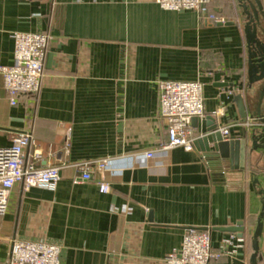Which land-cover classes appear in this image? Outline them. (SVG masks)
I'll list each match as a JSON object with an SVG mask.
<instances>
[{
    "label": "crops",
    "instance_id": "obj_1",
    "mask_svg": "<svg viewBox=\"0 0 264 264\" xmlns=\"http://www.w3.org/2000/svg\"><path fill=\"white\" fill-rule=\"evenodd\" d=\"M207 1L223 22L156 0H0V65L13 62L15 32L48 35L36 93L12 105L0 75V146L28 131L24 165L60 174L54 189L14 186L0 217V264L13 239L56 244L59 264H164L188 228L210 232L219 254L210 264H250L259 221L264 264V79L248 74L239 1ZM159 80L203 85L192 150L160 149ZM215 123L246 140L244 160L239 149L223 159L212 143L194 144ZM102 158L105 170L78 180V163Z\"/></svg>",
    "mask_w": 264,
    "mask_h": 264
},
{
    "label": "built area",
    "instance_id": "obj_2",
    "mask_svg": "<svg viewBox=\"0 0 264 264\" xmlns=\"http://www.w3.org/2000/svg\"><path fill=\"white\" fill-rule=\"evenodd\" d=\"M165 10L189 9L199 13L204 21L223 22L209 12L207 0H156ZM48 41L44 32H15L14 52L11 65H0L4 89L12 105L21 94H34L39 90L42 77V61ZM203 85L198 81L159 80L158 98L161 118L167 124L168 140L160 146L162 150L182 147L193 148L191 121L205 115L202 95ZM216 110L214 115H219ZM223 139L230 138L229 129H217ZM32 135L28 131L17 133L9 146H0V217L8 211L9 196L17 184L25 189L45 187L54 189L60 179L59 168L55 166L36 167L24 165V150L30 145ZM153 152H146L151 158ZM108 158L80 162L76 167L81 171L78 180H88L94 170L103 171ZM101 192H107L109 185L101 182ZM59 247L45 241L13 239L9 257L5 264H59ZM208 230L188 228L179 248L171 250L164 258V264H210L216 260Z\"/></svg>",
    "mask_w": 264,
    "mask_h": 264
},
{
    "label": "water",
    "instance_id": "obj_3",
    "mask_svg": "<svg viewBox=\"0 0 264 264\" xmlns=\"http://www.w3.org/2000/svg\"><path fill=\"white\" fill-rule=\"evenodd\" d=\"M242 8L243 14L245 15V33L248 42V74L250 80H261L264 79V42L258 37V26L260 24L259 12H261V6L258 0H255L253 4L250 0H238ZM264 93V84L261 94ZM238 105L242 116H244L243 102L240 98H237ZM211 117V116H210ZM197 120L196 117L192 119V123ZM217 124L208 126L207 132L202 134L201 137L194 141V144L199 143H212L213 150L220 158H227L229 151L239 149L240 159L244 160L246 150V140L237 141L232 137L225 140L217 130ZM255 144V142H253ZM206 151L210 152L209 146L206 147ZM243 168V164L240 166ZM262 223L259 221L257 228L253 234L252 248L253 254L250 259V264H260L262 257L259 253L258 238L261 235Z\"/></svg>",
    "mask_w": 264,
    "mask_h": 264
}]
</instances>
